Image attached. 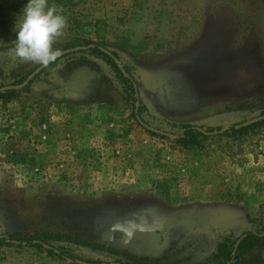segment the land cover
<instances>
[{"label":"rangeland","instance_id":"obj_1","mask_svg":"<svg viewBox=\"0 0 264 264\" xmlns=\"http://www.w3.org/2000/svg\"><path fill=\"white\" fill-rule=\"evenodd\" d=\"M119 1L48 0L68 23L53 47L77 42L80 32L89 36L104 17L105 45L132 67L145 123L155 128L167 120L227 127L263 115L264 0H131L124 10ZM26 2L0 0V85L40 66L15 54L12 29ZM83 71L115 115L86 129L101 131L88 143L90 168L76 165L75 153L67 166L63 142L51 148L45 137L46 102L39 115L31 108L59 84L53 77L72 75L69 64L48 67L30 90L0 99V235H40L84 259L204 264L223 234L264 224V126L186 149L141 125L114 72L103 65L95 74ZM101 83L110 86L97 91ZM72 150L84 151L78 143ZM196 158L205 165L197 174L189 165ZM208 163L220 166L213 176L204 172ZM162 172L171 178L168 202L154 194ZM255 255L264 258V249ZM246 257L238 264H258ZM0 264L61 263L11 248L0 252Z\"/></svg>","mask_w":264,"mask_h":264},{"label":"trees","instance_id":"obj_2","mask_svg":"<svg viewBox=\"0 0 264 264\" xmlns=\"http://www.w3.org/2000/svg\"><path fill=\"white\" fill-rule=\"evenodd\" d=\"M76 40L77 42L71 41V43L65 45V48L62 49V51L75 47L83 48L68 52L59 57L55 63H51L42 70L23 89H9L0 92V99L9 100L16 97L21 91L30 90L31 86L41 78L47 68L58 62L63 61L69 64V69L71 70L85 68L93 72H100L103 65L108 68V71L111 73L114 72V74L117 75L121 83L122 92L130 96L135 107L134 117L144 119L143 111L145 106L140 98L137 82L132 75V67L124 65V68L129 73V76H126L114 60L115 57L120 59L118 52L108 49L105 45V41H94L81 37ZM28 75L16 83L20 84L24 82ZM16 83L13 85H16ZM5 86L8 85H0V88ZM137 101L140 102L139 107L136 106ZM144 122L148 123L145 119ZM240 124L222 127L196 125L189 122L167 120L162 122L160 126H156V128L161 130L162 133H151L163 138L173 136L177 143L186 149L194 147L203 148L213 137L223 136L235 139L238 135L247 134L250 130L256 127L264 126V119L249 126L237 128V125ZM157 197L164 202L169 201L170 193L166 183H158ZM11 248L18 250L30 249L37 254L43 255L51 260H56L61 264H82L81 262H87L90 264H152L131 257H113L108 260L84 259L72 252L73 247L65 244L57 245L51 243L40 235H0V252ZM261 249H264V224H260L255 228L247 230L237 237H234L233 233L223 234L214 250L206 258L204 264H238L243 258L247 259L246 256L248 255L258 258V264H264V258L255 255V253H258Z\"/></svg>","mask_w":264,"mask_h":264},{"label":"crops","instance_id":"obj_3","mask_svg":"<svg viewBox=\"0 0 264 264\" xmlns=\"http://www.w3.org/2000/svg\"><path fill=\"white\" fill-rule=\"evenodd\" d=\"M130 3L131 0H120L119 8L122 10L128 9V7H130ZM204 21L206 22V20H203V22ZM108 32L109 31L106 25L105 18L98 17V19L94 22V29L92 31V34L87 36L88 34L86 32H80L78 36L94 41H106ZM83 70L89 72V70L85 68H77L72 70V75L68 76L66 79H56L53 77V81H58L59 84L52 86V90L48 92V97L46 98V100H42L37 102L36 104H32L31 108L32 110L34 109L35 115H39L40 111L42 110L41 103L46 102L47 116L46 122H44L43 124L48 129V133L45 137L50 141L51 148L55 147L56 149L55 144L58 140L63 142V149H65L64 155L67 156V166L71 167V160L74 159H71L70 157H74V155L72 154L75 153L78 154V157H80L81 159L78 160L81 163L78 162L76 163V165L80 164L79 166L82 168H90L89 162L91 161H89V158L91 157L90 155L92 153L89 152L88 143L89 141L96 140L97 137L101 136V131L97 130L95 133H93L86 129H88V127L92 123L97 124L102 117L107 119V121H110L113 119L112 116L115 115L114 113H112L113 108L111 106V102H102L101 100L103 99L99 100L100 98L97 95H93L94 85L91 83V81L81 78V74L84 72ZM90 72L91 74H95V72L93 71ZM109 86L110 85L101 83L97 91L104 92ZM36 119H39L38 116H36ZM60 125L63 128L61 135H59V131L61 129L59 128ZM76 143H78V149L80 151L84 150L80 154L77 150H72L74 148L76 149ZM83 145L86 148L82 149ZM96 158H99V155L96 154L95 159ZM84 163L86 164V166L84 165ZM93 164L94 171L100 178V173L103 170H100L101 163L98 160H95ZM194 164L195 165H192V163H190L189 165L192 167V170H194L195 173H198L200 171L198 170L199 167L202 170L203 166H205L202 165L199 158H196L194 160ZM219 168V165H210L208 163L204 172H209L211 174L208 175L213 176L215 172L219 171ZM162 174V178L158 183H166L171 195L172 183L169 181L171 178L168 177V172H162ZM158 183H156L154 189V194L156 197Z\"/></svg>","mask_w":264,"mask_h":264},{"label":"clouds","instance_id":"obj_4","mask_svg":"<svg viewBox=\"0 0 264 264\" xmlns=\"http://www.w3.org/2000/svg\"><path fill=\"white\" fill-rule=\"evenodd\" d=\"M19 15L22 19L12 29L16 56L45 67L55 63L62 50L53 46L68 26L62 10L48 0H27Z\"/></svg>","mask_w":264,"mask_h":264},{"label":"water","instance_id":"obj_5","mask_svg":"<svg viewBox=\"0 0 264 264\" xmlns=\"http://www.w3.org/2000/svg\"><path fill=\"white\" fill-rule=\"evenodd\" d=\"M83 47H75V48H70V49H66L64 51H62V55L63 56L64 54L68 53V52H71V51H74V50H79ZM107 52L110 54V52L107 50ZM115 62L117 63L118 67L120 68V70L126 75V76H129V73L126 71V69L124 68V65L122 64L121 60L118 59V58H114ZM47 67V66H46ZM45 66H42L40 65L39 67H37L30 75H28V77L26 78V80L18 85H8V86H5V87H1L0 88V92H4L6 90H9V89H23L26 85H28V83L36 76L38 75L42 70H44L46 68ZM140 105V102L137 101L136 102V106L139 107ZM139 119V122L141 123V125L143 127H145L146 129H148L149 131L151 132H154V133H162L161 130L155 128V127H152V126H149L147 125L144 121H142L140 118ZM264 119V115H261L259 117H256V118H253L249 121H246L240 125H237V128L239 127H242V126H249L251 124H254L258 121H261ZM82 264H90V263H87V262H81Z\"/></svg>","mask_w":264,"mask_h":264},{"label":"built area","instance_id":"obj_6","mask_svg":"<svg viewBox=\"0 0 264 264\" xmlns=\"http://www.w3.org/2000/svg\"><path fill=\"white\" fill-rule=\"evenodd\" d=\"M182 172L186 173L187 172V169L186 168H182Z\"/></svg>","mask_w":264,"mask_h":264}]
</instances>
